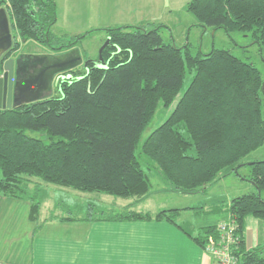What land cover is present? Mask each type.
<instances>
[{"label": "trees", "instance_id": "1", "mask_svg": "<svg viewBox=\"0 0 264 264\" xmlns=\"http://www.w3.org/2000/svg\"><path fill=\"white\" fill-rule=\"evenodd\" d=\"M0 7H5L13 32L0 71L28 41L59 54L94 30L105 31L109 38L102 51L104 66L98 58L89 62L88 71H66L58 81L60 95L0 108V196L28 200L30 217L38 220L42 186L33 177L82 192L132 198L150 191V166L173 190L190 194L231 172L241 176V167L249 165V181L257 192L234 197L229 220L241 236L237 264H264L262 247L247 249L242 236L248 216L264 219V160L242 162L264 144V79L253 63L229 49L193 54L189 42L178 46L166 41L161 23L57 36L52 32L58 19L55 0H0ZM187 10L202 27L224 29L229 35L250 33L264 46V0H189ZM43 60L18 57L16 75L24 76ZM188 71H194L189 86L168 118L140 145L158 106L174 101ZM28 131L41 132L44 138ZM87 205L84 215L61 218L167 220L184 229L178 221L181 208L153 214L130 207L100 208L92 201ZM218 235V225H208L194 238L205 247L210 236Z\"/></svg>", "mask_w": 264, "mask_h": 264}, {"label": "crops", "instance_id": "2", "mask_svg": "<svg viewBox=\"0 0 264 264\" xmlns=\"http://www.w3.org/2000/svg\"><path fill=\"white\" fill-rule=\"evenodd\" d=\"M55 1L58 12V1ZM101 1L99 6L103 14L108 8ZM107 1L113 7L111 18L107 20L122 21L125 25L145 21L157 24V16L161 18L157 8L163 13L172 12L166 0ZM146 7L154 14L151 19L140 13ZM58 20L59 17L54 26ZM164 185L154 187L152 183L150 191L154 188L161 194L170 191L174 194L173 199L157 206H144L138 202L135 206L132 202L116 209L130 207L155 214L162 209L181 208L178 221L184 229L170 221L155 219H62L65 214L57 213L55 209L61 202L55 203L45 216H41V207L38 220H32L28 200L0 196V264H215L194 236L205 226L229 220V206L234 197L210 193L211 186L185 194ZM224 200L226 205L221 204ZM63 207L72 211L71 206ZM242 236L247 249L262 247L264 256V219L248 216Z\"/></svg>", "mask_w": 264, "mask_h": 264}, {"label": "rangeland", "instance_id": "3", "mask_svg": "<svg viewBox=\"0 0 264 264\" xmlns=\"http://www.w3.org/2000/svg\"><path fill=\"white\" fill-rule=\"evenodd\" d=\"M58 1V23L52 27V32L57 36H73L76 34H82L90 30L98 29L97 27H116L125 25V22L107 20L111 18L113 10L112 4L106 0H102L106 12L101 14L99 0H57ZM189 0H166V4L172 10L169 13H163V10L157 8V24H164L161 34L166 41H173L178 46H183L186 43H190V48L193 54L202 51L204 53L211 51L213 48L229 49L234 55L242 60L253 63L262 73L264 79V46L258 44L251 36L250 33L244 32H232L230 35L225 32L224 29L214 30L212 27H202L199 25L196 17L187 10V2ZM57 3V2H56ZM111 9V10H110ZM147 10V14H146ZM140 13L146 15L151 19L154 14L149 9L142 8ZM103 15V16H102ZM138 19V18H137ZM154 19V18H153ZM107 21V22H104ZM149 22H136L135 25L147 24ZM133 24V23H131ZM107 34L103 30H94L82 39L76 48L80 50L83 57V62L76 66L74 69L79 72H85L89 69V62L97 60L100 56V49L107 40ZM176 41H174V40ZM34 55L42 56V54H53L51 51L40 44L28 41L23 43L22 48L13 55L14 59L22 55ZM60 54V53H59ZM1 63V62H0ZM4 69H2L3 71ZM0 71V73L2 72ZM65 72L60 73L52 82L51 89L45 91L38 99H44L48 97L60 95L58 88V81L65 77ZM194 71H188L184 80L183 87L169 105L165 106L160 103L158 109L154 115L152 121L148 124L141 136V143L151 134L158 126H160L170 115L177 102L189 86ZM262 111L264 117V94L262 95ZM29 135L44 138L41 132L28 131ZM139 150V148H138ZM264 160V144L244 157L242 162L250 163V161ZM151 181L156 187L158 184H165L164 186H170L164 179L160 171L154 166H150L148 169ZM1 174V171H0ZM240 175L231 172L227 176L222 177L217 185H211L210 193L216 194V192L222 195L229 194L231 197L243 195L245 193L257 192V188L249 181L251 175V168L249 165H244L240 169ZM35 182H39L42 186V211L41 216L49 214L51 209L54 208L55 203L61 202L60 207L55 208L57 213H64L71 216H82L87 210V203L89 201L95 202L100 208H116L123 207L128 203L134 202V205H151L157 206L163 201H167L174 198V194L170 191L161 194L156 188L149 191L144 195L145 198L141 201H137L140 197L122 198L114 195L99 193V192H82L70 187L59 186L56 184L41 181L40 178L33 177ZM167 184V185H166ZM33 185V184H32ZM142 197V196H141ZM264 197V194H263ZM161 200V201H160ZM203 200L205 198L203 197ZM221 202L226 205L227 202ZM138 202V203H135ZM225 203V204H224ZM62 206V207H61ZM63 206H71V212L64 209ZM120 209V208H117Z\"/></svg>", "mask_w": 264, "mask_h": 264}, {"label": "water", "instance_id": "4", "mask_svg": "<svg viewBox=\"0 0 264 264\" xmlns=\"http://www.w3.org/2000/svg\"><path fill=\"white\" fill-rule=\"evenodd\" d=\"M109 43L107 38L100 49L99 66L103 67L102 51ZM13 34L9 15L5 7H0V58L12 47ZM44 58L36 67L30 68L23 77L15 78V59L4 61V72L0 76V108H10L24 102L40 100L45 91L51 89L55 77L70 71L83 62L80 50L76 47L60 54H42Z\"/></svg>", "mask_w": 264, "mask_h": 264}, {"label": "built area", "instance_id": "5", "mask_svg": "<svg viewBox=\"0 0 264 264\" xmlns=\"http://www.w3.org/2000/svg\"><path fill=\"white\" fill-rule=\"evenodd\" d=\"M218 232L217 237H209L204 247L206 252L213 257L215 264H237L235 250L241 240L237 225L232 220L223 221L218 224Z\"/></svg>", "mask_w": 264, "mask_h": 264}, {"label": "flooded vegetation", "instance_id": "6", "mask_svg": "<svg viewBox=\"0 0 264 264\" xmlns=\"http://www.w3.org/2000/svg\"><path fill=\"white\" fill-rule=\"evenodd\" d=\"M11 49V48H10ZM10 49L7 51V52H9L10 51ZM7 52L0 58V62H1V60L2 59H4V57L6 56V54H7ZM11 57H13L12 55H11ZM3 62V61H2ZM4 64V63H3ZM15 66H16V64H15ZM4 69V68H3ZM3 72H4V70L0 73V76L3 74ZM26 75V74H25ZM24 75V76H25ZM18 77H23V76H18V75H15V78L17 79Z\"/></svg>", "mask_w": 264, "mask_h": 264}]
</instances>
